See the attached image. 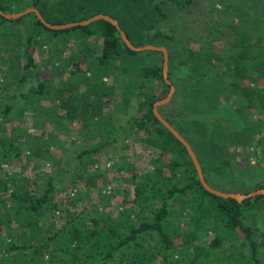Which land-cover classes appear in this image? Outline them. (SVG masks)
<instances>
[{
  "label": "trees",
  "instance_id": "1",
  "mask_svg": "<svg viewBox=\"0 0 264 264\" xmlns=\"http://www.w3.org/2000/svg\"><path fill=\"white\" fill-rule=\"evenodd\" d=\"M169 1L181 10L194 0H0V9L18 11L33 5L53 23L104 12L117 18L135 45H165L168 78L175 90L158 110L191 144L206 181L222 190L247 192L264 187L260 180L247 187L215 178L243 173L242 181L245 174L259 167L250 165L247 157L256 154L255 149L249 152L250 136L258 129L252 110L264 114V18L249 24L248 20L255 19L251 11L246 20L241 15L237 21L215 20L216 26L226 23L217 36L208 30L197 46L190 45L189 39L178 44L179 35L170 27L165 31L161 28L168 21ZM249 25L253 35H247ZM57 38L68 46L67 56L54 57L42 65L55 64L58 72L68 66L71 69L55 84L40 76L32 48L37 44L43 49L55 44ZM69 41L71 45H67ZM58 48L62 54L64 47ZM154 54L163 56L158 50L129 48L117 28L103 18L51 29L34 12L17 18L0 14V264H188L189 259L202 261L203 255L211 257V264H264V231L246 222L254 214L264 215V195L239 202L203 187L184 144L152 111L153 102L169 89L162 61L153 60ZM33 74L37 82L27 92L22 91ZM123 74L128 76L122 82L128 109L119 133L111 136L113 124L104 121L109 118L107 107L112 106ZM18 91L25 98L22 110L33 109L21 121L16 117L22 116V111L16 110ZM224 103L247 123L227 132L221 122H214L207 132L208 122L202 115ZM60 108L71 121L80 119L86 126L84 132L96 124L104 131L102 142L77 151V166L71 174L86 185L77 188L79 195L97 188L93 211L79 206L81 196L55 198L59 191L55 178L63 165L50 146H55L62 130H68L54 117ZM222 108L220 115L229 118L228 109ZM131 130L143 131L148 138L152 135L150 147L159 154L152 167L139 174L133 172L132 178L123 175L132 166L118 159L117 186L110 193L103 192L94 180L97 174L89 172L98 159L93 155L105 143ZM246 133L250 136L241 140ZM258 138L264 142V133ZM231 147L232 152L237 150L236 157ZM241 150H246L248 165L238 162ZM262 153L260 158L264 159V150ZM164 154L168 158L165 164L160 160ZM47 163L57 165L44 170ZM127 180L132 183L131 196L123 195L113 212L106 209ZM183 220L189 223L187 237L176 243L177 227ZM207 233H213L209 241L195 242ZM188 255L189 259L183 257Z\"/></svg>",
  "mask_w": 264,
  "mask_h": 264
},
{
  "label": "rangeland",
  "instance_id": "2",
  "mask_svg": "<svg viewBox=\"0 0 264 264\" xmlns=\"http://www.w3.org/2000/svg\"><path fill=\"white\" fill-rule=\"evenodd\" d=\"M167 4L168 5L166 9L168 11V21L165 24L161 25V28L165 31V29H169L170 27L174 31L175 36L179 35L181 37V40L178 42V44H183V42H186L187 39H189L188 43L190 45L197 46L198 40H200V36L208 30H211L212 36H217L219 34L220 26H225L226 23H221L219 26H216L217 24H215V20H217L218 23H220L221 21L224 22L231 18L237 21L240 15L242 16V19L246 20L251 11L255 15V19L248 20L247 22L249 24H258L256 20L260 21L262 17L264 18V0H194L190 5L181 10L178 9L176 7V4L172 1L167 2ZM256 5L257 9L255 8ZM18 25H21V23L19 22ZM247 28V35H253L251 32V26L249 25ZM62 40L63 39L60 38L54 39L53 42L55 44L43 46V49L45 50L39 48L37 44L32 48L34 59L36 60V62L38 63V67L40 68V76L52 79L55 84L59 83L60 77L66 78L71 68L68 66L67 68H63V71L60 70L62 72H58L54 66L55 64L45 67L42 65V63L45 62L48 65L50 63V60L54 57H62V55L67 56V53L69 51L67 48L68 46H63ZM67 45H71V41H69ZM58 47H64L62 54ZM152 58L155 61L161 62L163 56L161 58L160 54H154ZM62 62H65L64 57L62 59ZM123 75L124 76L121 79L122 81L116 84L117 88L113 95L112 106L107 107V109L109 110V118H106L104 121L105 123L110 121V123L113 124V130L109 131L111 136L119 133L120 124L123 120L125 112L128 109V103L124 101L125 92L122 83L127 79L128 76L127 74ZM168 79L171 81L170 78ZM37 80V77L33 74V76L29 78L28 82L21 88V90L27 92L28 89L37 82ZM24 102L25 98L21 96L20 91H18L16 97V110L18 112L22 111V116L19 115L18 112V115H16L17 120L19 121L22 120L23 116L30 115V113L33 111V109L29 107L27 108V110H22ZM45 103H47V101H45ZM222 107H226V109H228V113L230 114L229 118L226 115H220L221 111L223 112ZM222 107L218 106V109L216 108L217 110H213L210 113L202 115L208 122L207 132L212 129L214 122H221L223 126L222 129L227 132L238 130L242 126H244L245 123H247L246 120L241 119L238 116V113L235 112V110L229 103H224V106ZM64 110V108H60L58 110V113L54 117H57L61 121H63V123L68 126V130H62L61 133H59L55 146H50V148L56 153V156L59 157L60 164L63 165V168H61L59 174L55 178V180L57 181L56 187H58L59 190L56 193L55 198L59 200V198L64 199L68 197L81 196L83 197V201L79 203V206L83 207L84 205H86L85 207H87L88 211H93L94 205L97 201V188L94 187L92 189H89V191L82 192L79 195L77 193L78 189L84 186L86 187V185L84 184L83 180L79 179V177L71 178V174L75 172L74 168L77 166V160L74 157L77 151L79 149H82L83 147H93L102 142L101 140L105 137L104 131H100V125L96 124L95 128H90V130L84 132L86 130V126L83 125L82 121L80 119H73L71 121L65 116ZM251 117L253 120H256L258 122V129L254 133V136H250L249 133H246L241 140H244L247 136H250L252 138V146L249 147V152L251 149H255L256 154H249L247 158L250 165H253L255 163L256 165H259V167H256L255 171L249 170L253 172L245 174L242 181L240 179L242 178L243 173L235 174L234 176L230 177L218 175L217 177L215 176L217 181L225 183L227 180H233L239 184L244 183L247 187H251V182L253 181H264V159L260 158L261 154H263L262 151L264 150V142L258 141V137H260L264 133V114H258L252 110ZM27 125L30 126L31 124L27 123ZM49 125L53 126L52 123ZM106 127L108 128V126ZM32 129L33 128H30V130ZM150 136L152 138V135ZM151 138L145 137L143 131H124V133L119 138H117V140L111 143H105L99 148V151L93 155V157L98 159L91 165L89 163V172L97 174L94 177V180L97 185L102 188L103 192L110 193L111 190H114V187L117 186V177L119 174L115 168V163L118 159H123L124 161L128 162L130 166H132V169L130 168V170H125L123 172V175H126V177L128 178H132L133 172L139 174L143 169L153 166L152 160L154 159V157L158 156L159 150L150 147ZM254 142H256V146ZM47 144H49V142H47ZM241 144H238V146L244 145ZM232 147L230 148V151L234 149ZM241 151L237 159L239 160L238 162H240V165H244L248 162L246 161L247 153L246 150ZM232 153L235 154V157L238 155L237 150ZM167 159V154L162 155L160 159L161 163L165 164L164 161H167ZM37 160L40 163L39 158ZM56 165L57 163L54 166L47 163L44 170L54 168L56 167ZM165 169L167 168L165 167ZM129 181H131V179H129ZM129 181L127 180L121 183L119 187V194H114L113 197L110 198V205L106 206V209L113 212L116 209V205L120 203L118 201H121V199L123 198V195H128L127 198L131 196L132 183ZM67 184H70V187ZM246 222L250 223L251 225L257 226L260 228V230L264 231L263 214L260 213L249 216ZM188 227L189 223L187 220H183L181 225L177 227L178 235L174 239L176 243L181 242L184 237H187ZM257 234V232H253V236H257ZM212 235L213 233H207L204 236L197 238L195 242L201 243L205 240L209 241ZM183 257L189 259V255ZM202 257H204L202 261L189 259L188 264H211V257L204 255ZM222 261L224 262V260Z\"/></svg>",
  "mask_w": 264,
  "mask_h": 264
},
{
  "label": "water",
  "instance_id": "3",
  "mask_svg": "<svg viewBox=\"0 0 264 264\" xmlns=\"http://www.w3.org/2000/svg\"><path fill=\"white\" fill-rule=\"evenodd\" d=\"M29 12H34L35 15L37 16V18L47 27L51 28V29H61V28H67V27H71V26H75V25H84V24H88L89 22L93 21V20H97L99 18H103L107 21H109L110 23H112L117 30L119 31L120 37L123 40V42L131 49L133 50H144V49H152V50H158V51H162V55H163V59H162V75L164 80L169 84V89L167 91V93L156 99L153 104H152V111L154 113V115L157 117V119L167 128L171 131V133L179 140L181 141L184 146L186 147V150L188 152V154L190 155V158L195 166V169L197 171L198 174V178L200 180V182L202 183L203 187L208 190L209 192L218 195V196H222L224 198H234L237 201L241 202L243 199L246 198H253L255 197L257 194H263L264 195V187H257L255 189H252L250 191L247 192H240V191H233V190H222L219 188H216L214 186H212L211 184H209L203 174L202 171V167L201 164L199 162V159L195 153V151L193 150L191 144L187 141V139L160 113V111L158 110V106L161 104H164L166 102H168L174 92L175 86L174 84L168 79L167 77V72H168V50L166 48L165 45H158V44H154V43H144L141 45H135L127 36V34L125 33V31L121 28L117 18L111 16L108 13H104V12H98L95 13L89 17H86L84 19L81 20H75V21H66V22H62V23H53L50 22L48 20H46L43 15L41 14V12L39 11V9L36 6H27L24 9L18 10V11H4L2 9H0V14L3 15L6 18H17L20 17L26 13Z\"/></svg>",
  "mask_w": 264,
  "mask_h": 264
}]
</instances>
